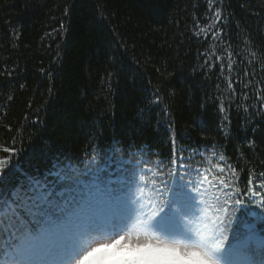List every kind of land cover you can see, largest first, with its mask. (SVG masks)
I'll return each instance as SVG.
<instances>
[{"label": "trees", "instance_id": "obj_1", "mask_svg": "<svg viewBox=\"0 0 264 264\" xmlns=\"http://www.w3.org/2000/svg\"><path fill=\"white\" fill-rule=\"evenodd\" d=\"M262 82L264 0H0L9 166L61 153L82 167L109 142L153 162L198 149L194 166L214 173L224 155L243 188L264 171Z\"/></svg>", "mask_w": 264, "mask_h": 264}, {"label": "snow or ice", "instance_id": "obj_2", "mask_svg": "<svg viewBox=\"0 0 264 264\" xmlns=\"http://www.w3.org/2000/svg\"><path fill=\"white\" fill-rule=\"evenodd\" d=\"M109 145L82 167L61 153L43 170L0 159V264H264V171L241 188L224 155L213 173L194 166L198 149L166 163Z\"/></svg>", "mask_w": 264, "mask_h": 264}]
</instances>
